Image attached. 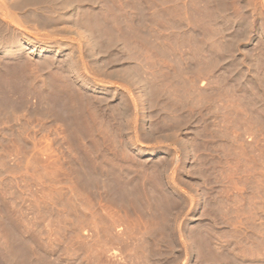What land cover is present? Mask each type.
Here are the masks:
<instances>
[{"label": "rangeland", "instance_id": "rangeland-1", "mask_svg": "<svg viewBox=\"0 0 264 264\" xmlns=\"http://www.w3.org/2000/svg\"><path fill=\"white\" fill-rule=\"evenodd\" d=\"M0 264H264V0H0Z\"/></svg>", "mask_w": 264, "mask_h": 264}, {"label": "bare ground", "instance_id": "bare-ground-1", "mask_svg": "<svg viewBox=\"0 0 264 264\" xmlns=\"http://www.w3.org/2000/svg\"><path fill=\"white\" fill-rule=\"evenodd\" d=\"M35 1V0H34ZM24 3V2H23ZM19 6V5H18ZM19 10V9H18ZM16 16V15H15ZM16 22H18V21H16ZM51 25V24H50ZM52 29V28H51ZM61 29V28H60ZM64 29V28H63ZM54 30V29H53ZM52 31V30H51ZM48 65V64H47ZM126 76V75H125ZM141 102V101H140ZM145 108H146V106L144 105V103L142 102V103H140V104H138V107H137V112H138V114L140 113H143L144 111H145ZM163 173V172H162Z\"/></svg>", "mask_w": 264, "mask_h": 264}]
</instances>
